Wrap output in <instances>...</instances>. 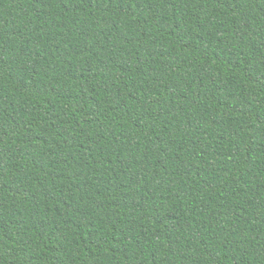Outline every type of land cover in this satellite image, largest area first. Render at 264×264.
I'll return each instance as SVG.
<instances>
[{"label": "trees", "instance_id": "16d2710c", "mask_svg": "<svg viewBox=\"0 0 264 264\" xmlns=\"http://www.w3.org/2000/svg\"><path fill=\"white\" fill-rule=\"evenodd\" d=\"M0 264H264V0H0Z\"/></svg>", "mask_w": 264, "mask_h": 264}]
</instances>
